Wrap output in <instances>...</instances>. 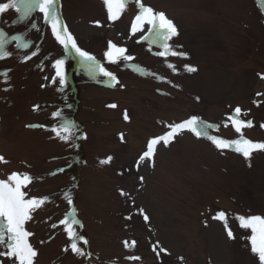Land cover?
<instances>
[{
    "label": "rangeland",
    "instance_id": "374dc122",
    "mask_svg": "<svg viewBox=\"0 0 264 264\" xmlns=\"http://www.w3.org/2000/svg\"><path fill=\"white\" fill-rule=\"evenodd\" d=\"M143 3L165 13L178 34L153 43L143 38L147 24L132 34L134 3L110 20L103 0H55L58 27L66 24L115 81L65 49L38 7L23 18L15 9L0 14V55L10 53L0 59V179L28 173L26 198L48 197L25 224L34 264H260L239 217H264V150L245 158L235 145L218 149L184 130L140 158L151 139L193 116L209 136L264 142V0ZM109 41L133 59L108 61ZM163 43L170 51L160 56ZM236 107L252 122L241 133L228 119ZM61 125L67 140L52 131L65 135ZM221 211L227 226L214 219ZM66 218L82 224L72 227L88 241L78 242L84 257L70 249ZM0 264L11 260L0 256Z\"/></svg>",
    "mask_w": 264,
    "mask_h": 264
},
{
    "label": "snow or ice",
    "instance_id": "6c2138e0",
    "mask_svg": "<svg viewBox=\"0 0 264 264\" xmlns=\"http://www.w3.org/2000/svg\"><path fill=\"white\" fill-rule=\"evenodd\" d=\"M103 3L106 6L108 18L110 20L118 19L129 3L136 4L138 13L134 17L130 30L132 34H135L137 31H144L145 24L149 25V35L143 38L150 39L153 43L160 40L167 41L170 37L178 34L174 23L166 17L165 13L155 11L151 6L145 5L143 0H103ZM54 5L55 0H8L6 3H0V14L7 12L9 9H15L18 13H21V17L23 18L28 16L34 7H38L40 12L43 13L44 19L51 22L55 38L61 45L64 46L65 49L71 47L85 61L92 62L88 65L90 71H95L98 67L99 72L102 73L103 76L109 77L115 81V75L108 71L103 65H99V63L96 62L95 56L77 46V43L72 34L68 31L66 24H62L58 27L59 21L54 11ZM96 24L99 25V21H97ZM0 36H2V33H0ZM5 43H7V41L0 38V49H3ZM17 46L21 48L29 47L26 42L18 43ZM162 46L165 51L159 52L158 55L165 56L170 51V46L167 43H163ZM126 52V48L118 47L116 44L109 41L108 50L104 53V55L108 61L113 63L119 59L126 61L132 60L133 57L131 55H125ZM171 54L180 56L187 55L186 53L177 52H172ZM8 55H10V53L5 51L2 55H0V59H3ZM63 64V60L56 61L58 76L62 75L60 67ZM169 67H173L174 69V66L172 65H169ZM185 67L190 72L196 71L194 67L187 65ZM257 95L262 94L257 93ZM110 106L115 107V105ZM241 112L242 109L240 107H236L234 109L235 116L228 117L237 133H241L242 128L244 127H252L251 121H244L239 118V114ZM61 115L62 114L60 112L53 113V116L55 117H61ZM124 118L126 120L128 119L127 114H125ZM225 126H227V122L225 123ZM40 127L44 126L40 125ZM61 127L64 129L65 135H61L56 128H53L52 131L56 132L60 139L67 140L68 129L63 125H61ZM169 127L171 128V131L167 132L164 136L153 138L148 142L147 149L140 158L141 160L152 157L157 144L163 142L167 145L172 139H174L176 134L184 130L191 131L197 138L203 136L211 140V142L218 149H227L235 145V151L241 153L245 158L250 157L254 150H264V142H253L250 139L244 138L242 134L239 139L232 141L209 136L207 132H202L200 130L201 121L195 116L180 123L169 125ZM203 127L211 128L212 125L205 123L203 124ZM216 127L218 128L219 125ZM261 127H264V124H262ZM111 160L112 157H108L104 162L107 163ZM0 162H6L3 156H0ZM61 171H63V169H61ZM32 179L33 177L28 173L18 172L11 173L6 179H0V246H2V249H0V256L10 258L11 264H34V258L37 256V251L29 242V237L34 234L26 230L25 224L32 219L31 213L48 200V197L26 198L27 193L23 189L31 183ZM142 179L143 177H141V180ZM121 195H127V193H124L123 190H121ZM69 203H71L70 200ZM140 212L143 214V209H141ZM143 219L148 221L149 217L147 214H143ZM214 219L225 220V213L222 211L219 212ZM239 220L241 221L242 228L251 230V235L248 237L251 244V252L258 256L260 264H264V217L259 215L249 217L240 216ZM60 223L64 225V230L71 240V251L77 256L84 257L86 254L83 249L78 246V242L82 240L84 244H87L88 241L72 227L74 224L82 227V224L78 220H70L67 218L61 220ZM56 226L57 225H53V227ZM225 226H227L226 220ZM227 234L230 238H234L230 229ZM41 243H43V241H41ZM123 243L126 247H132L136 242L132 241L131 245H129L128 241H124ZM158 243L159 242H157V244ZM68 250V247L64 248V251ZM87 255L88 257H91V253H88ZM126 259L138 260L139 257H126Z\"/></svg>",
    "mask_w": 264,
    "mask_h": 264
}]
</instances>
